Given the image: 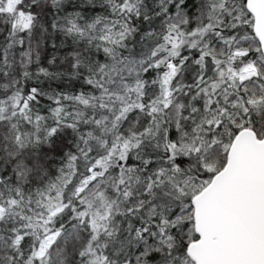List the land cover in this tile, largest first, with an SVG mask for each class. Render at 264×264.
Here are the masks:
<instances>
[{
  "label": "snow or ice",
  "instance_id": "1",
  "mask_svg": "<svg viewBox=\"0 0 264 264\" xmlns=\"http://www.w3.org/2000/svg\"><path fill=\"white\" fill-rule=\"evenodd\" d=\"M0 264H264V0H0Z\"/></svg>",
  "mask_w": 264,
  "mask_h": 264
}]
</instances>
